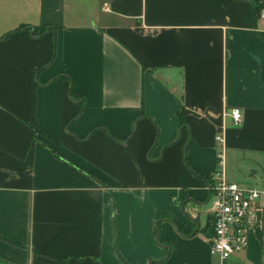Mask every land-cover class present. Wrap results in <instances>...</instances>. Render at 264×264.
<instances>
[{
    "label": "crops",
    "instance_id": "crops-1",
    "mask_svg": "<svg viewBox=\"0 0 264 264\" xmlns=\"http://www.w3.org/2000/svg\"><path fill=\"white\" fill-rule=\"evenodd\" d=\"M255 2L0 0V264H219V153L264 192ZM257 205L228 264H264Z\"/></svg>",
    "mask_w": 264,
    "mask_h": 264
},
{
    "label": "built area",
    "instance_id": "built-area-1",
    "mask_svg": "<svg viewBox=\"0 0 264 264\" xmlns=\"http://www.w3.org/2000/svg\"><path fill=\"white\" fill-rule=\"evenodd\" d=\"M264 19V10L261 14ZM241 110L233 109L230 116L233 122L242 121ZM215 141L223 144L224 138L217 134ZM224 154L220 152L217 168L206 182L205 189L209 194L212 216L213 235L207 241L212 256L219 259V264H228L247 247L248 233L254 228L257 213L262 208L257 203L264 192L247 188L227 180L224 172Z\"/></svg>",
    "mask_w": 264,
    "mask_h": 264
},
{
    "label": "trees",
    "instance_id": "trees-1",
    "mask_svg": "<svg viewBox=\"0 0 264 264\" xmlns=\"http://www.w3.org/2000/svg\"><path fill=\"white\" fill-rule=\"evenodd\" d=\"M263 5L261 3H258V2H255L253 3V7H252V10H250L248 13H247V16H246V19H247V22L249 23V25L254 28V29H257V26H258V21L260 20L261 18V14H262V11H263ZM262 37V39L264 40V34L261 33L260 35ZM264 67V66H263ZM262 80L264 82V68H262ZM264 84V83H263ZM184 119L182 118V121ZM31 132H32V141L35 142V141H38V139L36 138V135L39 134L41 131H40V128L38 126L37 123L35 124H31ZM185 224H182L180 222H175V226L176 228L184 235H187L189 234V231L188 229L184 226Z\"/></svg>",
    "mask_w": 264,
    "mask_h": 264
},
{
    "label": "rangeland",
    "instance_id": "rangeland-1",
    "mask_svg": "<svg viewBox=\"0 0 264 264\" xmlns=\"http://www.w3.org/2000/svg\"><path fill=\"white\" fill-rule=\"evenodd\" d=\"M38 136V137H37ZM36 138L38 139V140H41V139H43L41 136H39V135H36Z\"/></svg>",
    "mask_w": 264,
    "mask_h": 264
}]
</instances>
